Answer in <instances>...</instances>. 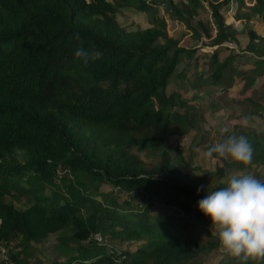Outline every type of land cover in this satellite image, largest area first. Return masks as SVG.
Returning a JSON list of instances; mask_svg holds the SVG:
<instances>
[{
  "label": "trees",
  "instance_id": "trees-1",
  "mask_svg": "<svg viewBox=\"0 0 264 264\" xmlns=\"http://www.w3.org/2000/svg\"><path fill=\"white\" fill-rule=\"evenodd\" d=\"M230 1L206 0L211 21L192 25L189 19L200 0H0V239L19 245L22 256H11L14 264H28L32 243L51 233L59 236L65 227L74 246L64 260L49 264H198V254L217 244L213 234L196 238L197 221L208 224L198 207L207 195L204 187L197 192L201 177L178 152L172 157L165 142L195 127V93L182 96L168 86L181 80L177 63L197 46L169 35L163 14H153L148 26L127 30L115 11L126 3L153 11L161 4L189 37L199 39V48L208 47V72L198 73L192 85L228 80L235 94L252 84L250 74L264 75V35L243 26L247 42L242 50L255 56L245 66L231 65L233 52L218 59L219 49L237 44V30L224 22ZM241 15L264 23V0L234 13ZM78 48L102 56L85 65L74 56ZM258 92L252 88L244 97L251 111L229 110L225 123L230 128L222 138L248 137L254 149L250 165H261L264 180V134L245 121L264 109ZM133 149L156 153L157 165H145ZM60 166L69 176L57 173ZM209 172L224 178L209 192L225 187L231 176H224L222 165ZM101 184L126 192V205L130 192L148 199L136 211L119 212L113 196L102 203L92 195ZM45 186L54 187L49 195ZM10 188L30 192L31 201L16 207L5 198ZM153 202L166 208L150 215ZM103 236L145 239L131 250L108 249ZM208 264L238 262L226 255Z\"/></svg>",
  "mask_w": 264,
  "mask_h": 264
},
{
  "label": "rangeland",
  "instance_id": "rangeland-1",
  "mask_svg": "<svg viewBox=\"0 0 264 264\" xmlns=\"http://www.w3.org/2000/svg\"><path fill=\"white\" fill-rule=\"evenodd\" d=\"M254 0H243L238 2L231 0L230 3L223 9L224 22H231L234 18L233 27L237 30V44L230 48H221L218 50V59H221L228 52H233L231 58V65L236 68H241L245 64L250 63L249 58H254L245 50H242L243 46L247 42V36L242 30L243 26L253 27L258 33L264 35V23L260 21V18L252 16L250 20L241 21L237 20L234 13L238 11L240 13L249 11V6L252 5ZM130 6V11L122 12ZM159 14L165 16V27L169 35L176 37L180 43H189L192 46H197L194 50L188 53V56L177 63V70H181L184 74L181 76L180 81H172L169 83V87H177L182 96H187L194 94L195 97L191 103V112L195 117V127L190 129L187 133L178 136L171 135L166 139V145L170 149L172 157L179 153L180 157L187 161L189 169L195 174L201 177V185L204 187L205 192H209L211 185L215 184L217 181H224L222 177H216L211 175L209 171L213 172L217 165L223 166L224 176H229L234 173L247 172L255 175L258 179L263 180V170L261 165L252 164L244 168L238 167L234 162L225 160L213 154L212 157H207L205 153L207 149L223 140L222 132L224 129H229V125L225 123V117L229 113V110H233L235 114L241 112L251 111L253 105L249 101L244 100L250 92V89L257 88L259 90L257 98L264 97V75L248 74L253 76L254 80L252 84L245 85L240 90L233 94L231 89V83L228 80H222L214 83L206 82L203 88H196L192 85L194 78L198 73L206 75L208 72V67L206 66V60L209 57L208 47H200L199 39L195 37H189L187 34V29L182 22L178 21L172 15H167L162 9V5L155 6L154 11L152 9H140L135 3L121 4L117 6L116 18L118 23L127 30H134L136 28L145 27L152 23V15ZM244 16H241L242 18ZM197 20L211 21V15L208 7L206 6V0H200L198 6L196 7V12L190 17V24L196 25ZM185 33V34H184ZM230 44V45H231ZM198 60V62H196ZM251 73V72H248ZM236 76L233 77V79ZM245 80V79H244ZM235 89V88H234ZM234 95V96H233ZM233 97V98H232ZM262 111L261 114H250L246 116V125L254 128L256 131H261L264 134V109L259 107L258 111ZM259 111V112H260ZM199 149V151H197ZM134 152L138 153L141 157L143 163L147 166H155L158 162V156L153 152H139L133 149ZM20 158V155H18ZM226 163H225V162ZM184 165V164H183ZM185 166V165H184ZM65 166H60L57 173L61 176H67L69 172L64 168ZM183 167V166H181ZM185 168V167H183ZM182 171H185L182 169ZM69 176V175H68ZM228 180H226L227 182ZM54 188V187H53ZM51 187L45 186L44 192L49 195ZM86 192H91L90 187H86ZM133 193V194H132ZM30 192L20 193L10 188L8 194L5 196L7 200H11L16 207H23L31 201ZM132 199L129 200L126 205L123 202V198L127 199V193L124 191H119L115 187L109 184H101L98 190L92 195L99 199L100 202L106 203L111 196L115 199L114 208L119 210V212H124L128 208H133L131 211H136L138 208L144 205L147 195L138 194L137 192H130ZM164 207L153 202L149 208V214H155L158 209ZM166 208V207H165ZM164 208V209H165ZM172 212V210H171ZM191 215V214H189ZM192 218V215H191ZM204 221H197L199 227L197 230V240L203 241L206 238H210L209 235L213 234L217 238V244L214 247L207 249V252H200L196 257L195 262L198 264H208L210 261H217L225 253L219 247L218 235L215 229L211 226V219L208 216L204 217ZM152 218L149 219L151 221ZM194 228H197L195 226ZM58 236L57 233H51L46 238L40 241L32 243V250L29 255H27L26 261L28 264H49L53 260L62 261L66 258L68 251H71L74 242L70 239L71 230L69 227L61 229ZM59 237V238H58ZM103 242L105 247L110 249H133L144 242L145 236L138 239H128L124 237H109L103 236ZM22 256L19 245L15 240H11L4 244V247L0 249V264H5L3 260L10 259L13 260L11 256Z\"/></svg>",
  "mask_w": 264,
  "mask_h": 264
},
{
  "label": "clouds",
  "instance_id": "clouds-1",
  "mask_svg": "<svg viewBox=\"0 0 264 264\" xmlns=\"http://www.w3.org/2000/svg\"><path fill=\"white\" fill-rule=\"evenodd\" d=\"M74 56L87 65L90 60L101 58L102 53L78 48ZM253 153L248 137L231 134L210 146L205 155L212 157L216 154L248 166L252 163ZM202 188L198 187L197 192ZM198 207L210 217L223 253L235 258L238 264L264 262V180L247 172L234 173L225 187L207 191L206 197L198 201Z\"/></svg>",
  "mask_w": 264,
  "mask_h": 264
},
{
  "label": "built area",
  "instance_id": "built-area-1",
  "mask_svg": "<svg viewBox=\"0 0 264 264\" xmlns=\"http://www.w3.org/2000/svg\"><path fill=\"white\" fill-rule=\"evenodd\" d=\"M94 237L96 238V239H98V240H100V235L97 233V234H95L94 235ZM5 243H7V242H5V241H3V240H1L0 239V249H2V247H4V244ZM3 262L5 263V264H14V261L13 260H10V259H4L3 260ZM92 264H103V263H97V262H95V263H92Z\"/></svg>",
  "mask_w": 264,
  "mask_h": 264
},
{
  "label": "crops",
  "instance_id": "crops-1",
  "mask_svg": "<svg viewBox=\"0 0 264 264\" xmlns=\"http://www.w3.org/2000/svg\"><path fill=\"white\" fill-rule=\"evenodd\" d=\"M108 1H112V0H108ZM238 2H239V1H238ZM126 11H130V6H127L126 9L123 10L122 12H126ZM116 12H117V9H116V11H115V18H116ZM238 12H239V11H238ZM241 16H242V15H241ZM241 16H239V17L236 18V19H237V20L239 19V20H241V21H243V22L246 21L244 17L240 18ZM116 20H117V18H116ZM233 20H234V18H233L232 21H231L232 25H233V22H234ZM117 22H118V21H117ZM229 22H230V21H229ZM229 22H228V23H229ZM226 23H227V22H226Z\"/></svg>",
  "mask_w": 264,
  "mask_h": 264
}]
</instances>
